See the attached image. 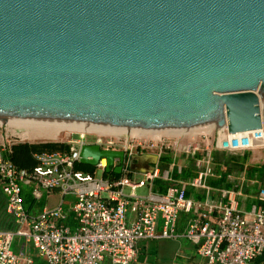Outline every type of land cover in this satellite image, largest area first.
<instances>
[{
    "label": "water",
    "instance_id": "1",
    "mask_svg": "<svg viewBox=\"0 0 264 264\" xmlns=\"http://www.w3.org/2000/svg\"><path fill=\"white\" fill-rule=\"evenodd\" d=\"M0 121L261 128L264 0H0Z\"/></svg>",
    "mask_w": 264,
    "mask_h": 264
},
{
    "label": "built area",
    "instance_id": "2",
    "mask_svg": "<svg viewBox=\"0 0 264 264\" xmlns=\"http://www.w3.org/2000/svg\"><path fill=\"white\" fill-rule=\"evenodd\" d=\"M172 131L155 136L79 132L68 148L34 152L35 163L30 167L12 160L7 147L11 139L2 135L0 190L12 227L0 228V264H33L31 256L11 249L14 238L30 244L46 264H130L136 257L137 241L178 237L197 245L204 264H254L264 253V209L241 211L238 190L212 186L209 179L217 175L212 152L264 149V126L234 134L213 123ZM86 135L91 137L86 139ZM84 144L121 150L123 163L114 158L106 171L103 156L95 165L100 176L81 170L77 164ZM142 153L157 160L151 171L137 177L128 161ZM167 154L173 161L161 163ZM177 156L190 161L194 174L175 177L186 167L176 165ZM117 165L121 171L115 176L111 170ZM25 187L31 196L28 205ZM188 187L202 190L204 198L190 197ZM54 192L60 197L53 206L33 210V201ZM66 195L71 198L66 200ZM257 196L264 202V186ZM181 212L187 220L178 231Z\"/></svg>",
    "mask_w": 264,
    "mask_h": 264
},
{
    "label": "crops",
    "instance_id": "3",
    "mask_svg": "<svg viewBox=\"0 0 264 264\" xmlns=\"http://www.w3.org/2000/svg\"><path fill=\"white\" fill-rule=\"evenodd\" d=\"M21 147V148H19ZM19 148V149H18ZM23 148V149H22ZM29 146H17L14 148V161L22 166V167H30L35 163L33 158V151ZM261 148H255L252 150H245L239 153V155L249 156L251 153L254 154L256 150ZM218 152L219 154L224 153L228 154L229 152L223 150H215L212 152L213 164L217 171L216 178L209 179V183L212 186L216 187H228L235 188L238 190L239 194L237 196L238 199V208L241 211L249 212L253 208H257L261 206L264 209V202L258 199V191L261 187L264 186V159L262 160L257 167L252 166L253 174L247 176L246 167L243 170L238 172L240 174L238 178L232 177L229 173L226 176L227 181H223V183H228V185L221 183H217V185L212 182H219L221 180L222 171L217 170V163L214 159V153ZM234 154V153H233ZM11 156V155H10ZM140 157L139 159H136ZM175 160L176 165H186V167L182 168V172L175 177H189L194 174V169L190 161L183 159ZM152 159V154L150 153H142L136 155L134 159V163L131 165L133 174L135 176H140L143 172L141 169H145L148 167V162ZM129 163V162H128ZM245 166V163H244ZM223 169V167H219ZM250 170V169H249ZM235 171V170H234ZM249 172V171H248ZM246 176V177H245ZM258 177L261 178V181L258 182ZM250 179V180H249ZM250 182V183H249ZM251 188H255L253 193L249 192ZM188 194L190 197L203 199L204 193L200 189L190 188L188 187ZM50 195H56V198L60 197L58 192H54ZM48 195V196H50ZM58 199L56 200V202ZM184 225L186 224L187 215L183 217ZM183 225V227H184ZM181 227L179 225V231ZM17 249L19 253L29 255L33 258V264H46L42 258L36 253L35 249L25 242L24 240L17 239L16 242ZM136 257L130 264H204V259L197 253V245L187 240L184 237H178L176 239H157V240H139L136 243ZM254 264H264V253L260 256L256 257L253 261Z\"/></svg>",
    "mask_w": 264,
    "mask_h": 264
},
{
    "label": "rangeland",
    "instance_id": "4",
    "mask_svg": "<svg viewBox=\"0 0 264 264\" xmlns=\"http://www.w3.org/2000/svg\"><path fill=\"white\" fill-rule=\"evenodd\" d=\"M262 106V103H261ZM7 134L9 138L11 139L9 142H7V147L10 150V155L11 157L14 156V148L17 146H29L31 147L32 151L35 152L36 149L39 147L40 144L46 143V142H59V143H65L67 144V148L73 143L72 140H77L79 138V132L78 131H69V130H63L61 131L56 137L54 133L51 134H42L36 131H30L27 130L23 127H17L15 125H10L6 122L0 123V139L2 135ZM91 136L86 135L85 138L89 139ZM35 146V148H33ZM37 147V148H36ZM21 148V147H19ZM18 148V149H19ZM23 149V148H22ZM178 160L181 159L180 156H177ZM177 158H175L176 160ZM264 159V149H258L255 151L254 154H250L249 156H246L245 160V166L246 167V175L249 176L248 171L249 168L252 166L257 167L262 160ZM173 161L172 156H169L168 154L164 156L163 159H161V163H170ZM91 172H94L96 176L101 175V171L99 168H97L95 165H89ZM223 171L225 168L222 169ZM232 177L238 178L240 177V174H237V171H233V173H230ZM179 175V174H178ZM246 177V176H245ZM250 180V179H249ZM261 181V178L258 177V182ZM250 183V182H249ZM144 189H138V192H143ZM255 191V188H251L249 192L253 193ZM23 193L26 198V205L31 202V196L29 193V190L25 187L23 190ZM70 195H66L65 199H70ZM56 195H50V196H43L41 199L35 200L32 203L34 204V211L38 212L41 210L42 207H51L56 203ZM66 203V202H65ZM186 216L184 212H181L179 214V221H178V226L177 230L179 231V225L181 227L180 231L183 230V225H184V219L183 217ZM71 229H74V225L72 224ZM17 238H14L11 244V249L15 252H18L19 250L17 249L16 246Z\"/></svg>",
    "mask_w": 264,
    "mask_h": 264
},
{
    "label": "trees",
    "instance_id": "5",
    "mask_svg": "<svg viewBox=\"0 0 264 264\" xmlns=\"http://www.w3.org/2000/svg\"><path fill=\"white\" fill-rule=\"evenodd\" d=\"M33 148H35V146H33ZM62 148H67V144L59 143V142H46V143L40 144L39 147L36 149V151H44V150L45 151H53V150L62 149ZM11 158L14 161V159H13L14 156H12ZM214 159L217 163V170L222 171L221 180L219 182H212L213 184L217 185V183H221V182L223 183L224 180L227 181L226 180L227 174L233 173L234 170L237 171V173H238L244 169V163L246 160V155H244V154L239 155V154H235V153L234 154L233 153H228V154H224V153L221 154L220 153L219 154L218 152H215L214 153ZM219 167H223V168H225V170L223 171ZM77 168L84 170V171H88V172L91 171L89 164H85L82 162L77 164ZM249 169L250 170L248 173L250 175H252L253 174V168L251 167ZM165 170H166L165 167H163L162 171L164 172ZM111 173L115 176L118 175V173L113 171V170H111ZM174 174H176V173H174ZM223 184L228 185V183H226V182ZM10 227H12V222H11L9 216L7 215V213L5 212V197L0 190V228H10Z\"/></svg>",
    "mask_w": 264,
    "mask_h": 264
},
{
    "label": "bare ground",
    "instance_id": "6",
    "mask_svg": "<svg viewBox=\"0 0 264 264\" xmlns=\"http://www.w3.org/2000/svg\"><path fill=\"white\" fill-rule=\"evenodd\" d=\"M6 122L7 125H15L23 127L30 131H36L42 134L54 133L55 137L63 130L78 131V132H94L98 134H123L131 132L132 134H146L147 136L164 135L172 133V129H149V128H130V127H111V126H92V125H72V124H53V123H34V122H15V121H0ZM264 126V125H263ZM103 164L105 160L101 161Z\"/></svg>",
    "mask_w": 264,
    "mask_h": 264
},
{
    "label": "flooded vegetation",
    "instance_id": "7",
    "mask_svg": "<svg viewBox=\"0 0 264 264\" xmlns=\"http://www.w3.org/2000/svg\"><path fill=\"white\" fill-rule=\"evenodd\" d=\"M135 155H138V154H135ZM132 156H134V155H132ZM132 156H131V158H130L129 161H128L131 165L135 162L134 159H132V158H134V157H132Z\"/></svg>",
    "mask_w": 264,
    "mask_h": 264
}]
</instances>
